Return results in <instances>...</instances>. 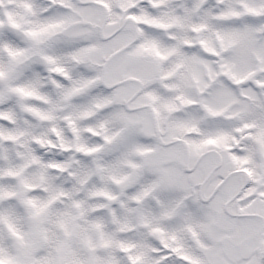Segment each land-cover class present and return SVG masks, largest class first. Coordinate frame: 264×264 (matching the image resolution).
<instances>
[{
  "label": "snow or ice",
  "instance_id": "6c2138e0",
  "mask_svg": "<svg viewBox=\"0 0 264 264\" xmlns=\"http://www.w3.org/2000/svg\"><path fill=\"white\" fill-rule=\"evenodd\" d=\"M0 264H264V0H0Z\"/></svg>",
  "mask_w": 264,
  "mask_h": 264
}]
</instances>
